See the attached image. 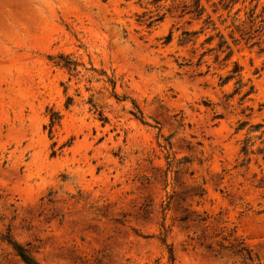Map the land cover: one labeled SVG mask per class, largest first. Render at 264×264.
I'll list each match as a JSON object with an SVG mask.
<instances>
[{
    "label": "rangeland",
    "instance_id": "obj_1",
    "mask_svg": "<svg viewBox=\"0 0 264 264\" xmlns=\"http://www.w3.org/2000/svg\"><path fill=\"white\" fill-rule=\"evenodd\" d=\"M200 3L0 0V264H264V0Z\"/></svg>",
    "mask_w": 264,
    "mask_h": 264
},
{
    "label": "trees",
    "instance_id": "obj_2",
    "mask_svg": "<svg viewBox=\"0 0 264 264\" xmlns=\"http://www.w3.org/2000/svg\"><path fill=\"white\" fill-rule=\"evenodd\" d=\"M161 0H152V2L157 3L160 2ZM175 1V0H173ZM184 7H187L186 4L183 5ZM204 12L203 7L201 6L200 0H193V4L191 6V8H189L188 10L185 11V9L182 10V13L180 16H183L184 14H192L193 16H195L196 18H200L202 16ZM162 19V16H159L157 18H152V16H150L147 19H140L139 21H145L146 24L150 27L152 26L155 22H158ZM167 38L170 40L172 38V33H170ZM60 60L56 62L57 65H62L63 67H66L69 70H75L77 63L74 62L73 60L68 59L67 57H65L64 55H59ZM64 61V62H61ZM233 75H227L225 80H229ZM250 93V91H247L244 93V96L248 95ZM57 115V114H56ZM59 121V116H50V128L53 127V125ZM245 124H247V121H241L239 123V126L236 128L237 130L242 129ZM262 126V124H256L255 127L256 128H260ZM252 131V130H251ZM264 132V131H263ZM248 149H249V144L245 143V145L242 147V151L247 154L248 153ZM262 150V149H260ZM264 150V149H263ZM15 250V252L17 253V255L26 263V264H45L42 263L38 260H36L31 253L29 252V250L24 247L23 245H21L18 241H16L14 238H12L10 235L8 236H4V238ZM171 253V252H170ZM172 255V254H171Z\"/></svg>",
    "mask_w": 264,
    "mask_h": 264
}]
</instances>
